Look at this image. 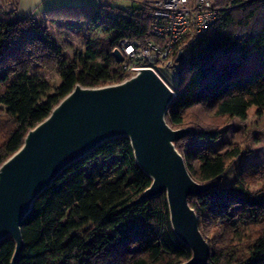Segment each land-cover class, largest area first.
<instances>
[{
  "label": "trees",
  "instance_id": "trees-1",
  "mask_svg": "<svg viewBox=\"0 0 264 264\" xmlns=\"http://www.w3.org/2000/svg\"><path fill=\"white\" fill-rule=\"evenodd\" d=\"M214 5L217 16L202 41L172 51L171 64L179 51L184 52L186 60L176 70V96L165 120L171 128H191L175 141V147L194 180L213 182L202 194L188 197L209 246L208 263L264 264V191L251 192L242 181L237 186L221 187L225 170L221 158L184 143L194 135L217 138L220 124L207 122L208 113L214 118H246L250 101L235 71L247 63L254 49L264 47V0H214ZM146 9L119 10L113 17L116 33L88 39L80 59L66 67L57 92L35 107L26 103L18 108L13 95L14 77L25 74L34 62L53 65L63 52L34 18L19 17L0 6V163L18 149L26 131L45 118L76 83L100 86L124 78L111 50L124 39L144 43L152 38ZM103 11V5H83L61 7L48 15L54 21L53 17L89 20ZM245 35H249L248 40ZM247 81L257 104L264 108L262 50L259 67L250 72ZM98 156L112 158L87 173V164ZM149 183L134 161L127 138L99 144L63 169L34 200L20 226L24 247L16 264H69L80 256L86 264H179L186 260L190 252L171 230L165 194L130 204ZM75 200H79L76 220L88 218L100 231L66 247L62 237L68 223L63 219ZM13 250L11 238L0 241V264H10Z\"/></svg>",
  "mask_w": 264,
  "mask_h": 264
},
{
  "label": "water",
  "instance_id": "water-1",
  "mask_svg": "<svg viewBox=\"0 0 264 264\" xmlns=\"http://www.w3.org/2000/svg\"><path fill=\"white\" fill-rule=\"evenodd\" d=\"M112 55L121 60L117 49ZM185 60L179 51L171 67L178 70ZM175 96L153 68H135L115 83H76L26 131L18 149L0 163V241L9 237L14 242L10 264L17 263L24 247L20 226L38 195L68 165L119 137L129 140L137 167L150 179L130 204L164 193L171 230L190 252L179 264H209V246L188 197L202 194L213 182L194 180L175 147L191 131L171 128L165 120Z\"/></svg>",
  "mask_w": 264,
  "mask_h": 264
},
{
  "label": "rangeland",
  "instance_id": "rangeland-1",
  "mask_svg": "<svg viewBox=\"0 0 264 264\" xmlns=\"http://www.w3.org/2000/svg\"><path fill=\"white\" fill-rule=\"evenodd\" d=\"M95 5H103L104 11L102 14L92 16L89 20L70 21L65 17L58 19L53 17L54 21L50 15L41 20H35L40 27L48 29L55 43L61 46L63 56H60L53 65L42 61L34 62L25 74L18 73L14 77L16 87L13 95L18 108L26 103L35 107L49 95L57 92L66 67L73 60L80 59L86 41L94 37H110L116 33L118 26L113 17L119 10L131 11L146 6L150 14V7L146 0H100L87 3V6ZM245 36L247 38L249 35ZM250 47L252 48L251 44ZM258 49H254L247 63L241 65L236 71V80L241 83V90L250 101L246 118H214L211 113H208L205 118L207 122L211 120L220 124L217 138L194 135V139H191V141L194 140L192 141L194 147H201L209 156L220 158L222 156L225 170L220 179L221 187L237 186L239 181H242L251 192L257 194L264 191V108L257 104L247 76L259 67V54L261 50L264 52V47L259 51ZM155 69L166 84L175 90L176 70L165 64L155 65ZM184 143L185 146H190ZM111 158L102 156L94 158L87 164L86 172L90 173L101 168ZM78 203L79 200L72 203L63 219L64 223H68V230L62 237V243L66 247L79 240L86 241L100 231L98 224L88 218L80 217L76 220L74 212ZM68 262H71L69 264H86V259L80 256Z\"/></svg>",
  "mask_w": 264,
  "mask_h": 264
},
{
  "label": "built area",
  "instance_id": "built-area-1",
  "mask_svg": "<svg viewBox=\"0 0 264 264\" xmlns=\"http://www.w3.org/2000/svg\"><path fill=\"white\" fill-rule=\"evenodd\" d=\"M146 2L150 7L149 34L152 38L144 43L124 39L111 50L117 49L121 55L118 64L124 77L135 68L151 67L156 71L155 65L169 66L173 49L200 43L217 16L214 0Z\"/></svg>",
  "mask_w": 264,
  "mask_h": 264
},
{
  "label": "crops",
  "instance_id": "crops-1",
  "mask_svg": "<svg viewBox=\"0 0 264 264\" xmlns=\"http://www.w3.org/2000/svg\"><path fill=\"white\" fill-rule=\"evenodd\" d=\"M94 1L98 2L100 0H0V6L4 11L14 12L19 17H32L35 20H41L48 15L49 11L61 7L83 6ZM45 26L47 27L46 24ZM46 31L48 32V29ZM236 71L235 77L237 78ZM191 139L194 138H189L187 143L193 146L194 142L192 141L194 140L191 141Z\"/></svg>",
  "mask_w": 264,
  "mask_h": 264
}]
</instances>
